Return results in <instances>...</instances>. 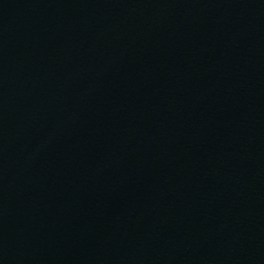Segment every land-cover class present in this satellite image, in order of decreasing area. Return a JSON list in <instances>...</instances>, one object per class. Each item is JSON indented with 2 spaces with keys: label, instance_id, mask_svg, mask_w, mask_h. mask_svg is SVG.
<instances>
[{
  "label": "water",
  "instance_id": "obj_1",
  "mask_svg": "<svg viewBox=\"0 0 264 264\" xmlns=\"http://www.w3.org/2000/svg\"><path fill=\"white\" fill-rule=\"evenodd\" d=\"M0 264H264V0H0Z\"/></svg>",
  "mask_w": 264,
  "mask_h": 264
}]
</instances>
